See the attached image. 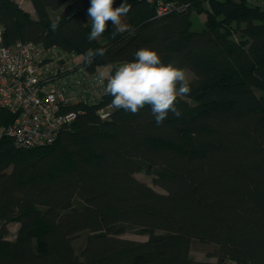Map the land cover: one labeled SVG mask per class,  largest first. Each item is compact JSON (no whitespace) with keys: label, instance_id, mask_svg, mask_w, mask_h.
I'll return each instance as SVG.
<instances>
[{"label":"trees","instance_id":"trees-1","mask_svg":"<svg viewBox=\"0 0 264 264\" xmlns=\"http://www.w3.org/2000/svg\"><path fill=\"white\" fill-rule=\"evenodd\" d=\"M27 1L35 17L0 0L4 45L55 47L79 56L84 73L110 69L49 146L16 147L4 133L13 115L0 108V264H264V8L164 0L176 9L158 15L154 0H127L126 27L113 36L109 21L89 42L90 0ZM193 12L206 15L200 29ZM100 47L89 65L87 49ZM141 48L193 75L191 93L177 97L182 116L157 125L150 106L112 107L101 119L107 80ZM143 170L163 192L135 177ZM193 241L211 245L215 261L192 258Z\"/></svg>","mask_w":264,"mask_h":264},{"label":"built area","instance_id":"built-area-1","mask_svg":"<svg viewBox=\"0 0 264 264\" xmlns=\"http://www.w3.org/2000/svg\"><path fill=\"white\" fill-rule=\"evenodd\" d=\"M77 1L67 0L72 5ZM154 1L158 15L176 9L164 0ZM249 2L264 8V0ZM2 37L0 21V108L13 115L4 133L16 147L49 146L79 113L68 108L96 100L105 78L99 68L94 74L84 73L80 62L55 47L21 41L4 45ZM111 110V105L99 109L100 118H109Z\"/></svg>","mask_w":264,"mask_h":264},{"label":"clouds","instance_id":"clouds-1","mask_svg":"<svg viewBox=\"0 0 264 264\" xmlns=\"http://www.w3.org/2000/svg\"><path fill=\"white\" fill-rule=\"evenodd\" d=\"M114 0H90L87 10L91 22L89 42L98 40L107 29V22L111 21L117 32L120 28L121 17L126 16L131 6L124 0L119 7H113ZM56 25L53 24V28ZM106 49L89 48L85 53V60L90 65L96 57H103ZM104 75V74H102ZM104 93L113 97L111 106L123 109L133 115L138 114L145 106H150L156 124H162L169 112L175 117L182 116L177 107V97L191 93L190 84L184 69L165 64L155 50L141 48L135 52V59L119 66L114 75L107 80Z\"/></svg>","mask_w":264,"mask_h":264},{"label":"rangeland","instance_id":"rangeland-1","mask_svg":"<svg viewBox=\"0 0 264 264\" xmlns=\"http://www.w3.org/2000/svg\"><path fill=\"white\" fill-rule=\"evenodd\" d=\"M20 5H22V7H24L25 3L22 2ZM33 17H35L34 15V12H31ZM56 15L55 12H52L50 13V16L52 18H54ZM192 28L194 29H200L201 26L203 25V23L205 22V18H206V15L205 13H198V12H193L192 15ZM126 27V20H125V17L122 16L121 17V24H120V28H124ZM235 37H237L235 35ZM74 61H77L79 60V56H76L74 57ZM109 67L108 66H103V67H99L98 71H99V74L104 77L105 79L108 77V72H109ZM185 70V73H186V78L188 81L192 80L193 79V75L186 69ZM104 74V75H102ZM135 177L148 184L149 186H151L153 189H155L156 191H159V192H163L158 186H156L153 182V175L150 173V172H147V171H140L138 173L135 174ZM16 228H17V224L15 222H11L9 225H8V229H9V235H8V238L9 239H13L14 237V234H15V231H16ZM124 238H127V239H132V240H139V241H143V240H146V236H141V235H138L132 231H128L126 234L123 235ZM212 250V246L211 245H207V244H202L198 241H193L192 243V247H191V251H190V254L192 256V258L196 259V260H210V261H215L214 258H208L206 253L211 251ZM228 264H232L230 262H228Z\"/></svg>","mask_w":264,"mask_h":264},{"label":"crops","instance_id":"crops-1","mask_svg":"<svg viewBox=\"0 0 264 264\" xmlns=\"http://www.w3.org/2000/svg\"><path fill=\"white\" fill-rule=\"evenodd\" d=\"M18 2H19V4H21L22 2H24V3H25L24 7H22V5H21V7H22L25 11H27V12L33 17V15H32L31 12H34V11H33V8H32V6H31L30 2L27 1V0H18Z\"/></svg>","mask_w":264,"mask_h":264}]
</instances>
